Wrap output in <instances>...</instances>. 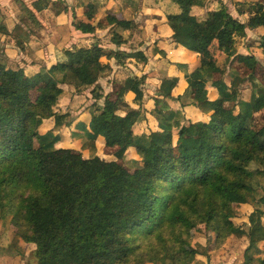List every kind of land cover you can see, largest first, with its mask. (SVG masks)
Returning <instances> with one entry per match:
<instances>
[{"label":"trees","instance_id":"trees-1","mask_svg":"<svg viewBox=\"0 0 264 264\" xmlns=\"http://www.w3.org/2000/svg\"><path fill=\"white\" fill-rule=\"evenodd\" d=\"M49 2L35 0L32 7L41 11ZM172 2L179 8L167 15L172 39L198 57L195 70L184 74L188 96L173 95L176 78L161 79L151 110L158 130L147 135L133 129L140 109L121 108L127 92L134 93L140 107L141 78H126L114 98L106 96L102 105L92 104L95 112L85 137L114 149L116 159L84 156L55 145L72 122L69 112L53 108L63 94L60 85L68 79L85 84L97 80L105 71L101 47L66 50V61L30 76L0 61V217L9 216L13 227L33 236L37 264H194L207 247L192 246L189 231L201 223L217 242L242 231L251 246L264 240V209L255 207L248 215L247 231L234 223L235 206L254 200L249 164H264V138L252 130L253 113L264 107V90L255 89L249 100L239 101L234 113V105L226 103L236 98V91L214 78L221 69L209 49L215 41L227 59L236 55L235 39L245 36L247 29L264 27V1L236 3L237 13L248 15L245 22L224 6L198 21L191 9L204 0ZM20 4L22 12L36 20ZM106 19L130 27L129 20L114 15ZM72 25L83 33L95 29L80 20ZM114 42L120 44L119 36ZM259 45L264 53V35ZM106 54L118 61L121 57L146 61L142 51ZM0 56L3 60L2 52ZM237 59L250 69L258 62L253 55ZM208 81L217 90L214 100L207 97ZM93 98L101 94L94 90ZM167 100L180 101V107L193 105L208 118L185 120ZM51 117L62 138L43 130L42 120ZM126 154L140 162L133 171L118 161ZM258 201L264 205V194ZM245 263L264 264V258L246 256Z\"/></svg>","mask_w":264,"mask_h":264},{"label":"rangeland","instance_id":"rangeland-1","mask_svg":"<svg viewBox=\"0 0 264 264\" xmlns=\"http://www.w3.org/2000/svg\"><path fill=\"white\" fill-rule=\"evenodd\" d=\"M33 1L35 0H0V13L7 7L13 8L20 13L17 16L20 20L11 33L6 32V34L0 30V37L4 34L6 36L5 39L13 40L15 46L22 49L24 53L26 51L29 52L30 46L27 44L29 38L33 42H41L38 36L43 38L46 45L42 44L39 48V55L36 56L38 59L32 58V62L36 63L37 67L43 65L47 68L57 62L66 61L64 53L66 50L89 48L93 45H98L105 52V55L100 57L101 64L105 66L104 73L97 80L89 84L79 83V81L78 83H74L69 79L66 83L61 84L63 94L55 102L53 106L54 110L57 112H69L70 117L67 119L71 120L74 118V114L71 112L73 110L91 109V112H95V108L91 107L92 104L102 105L106 96L114 98L118 86L123 84L126 78L136 76L141 78L142 81L143 97L140 107L134 99V93L127 92L123 96L124 106H121V108L122 110H127V108L140 109L142 115L139 116L133 127L136 133L147 135L152 131H157L158 122L151 110L154 107L152 100L154 97H158L156 91L161 79L164 77L160 75L163 69L158 70L157 68L155 71V65L152 63L151 67L153 69L151 70V67L145 66L146 61L131 57H121L122 61H118L113 56L107 55L106 52L119 50L126 53H134L141 49L142 51L145 50L152 60L156 57L164 59L163 64L175 65L172 62L175 59L171 52L174 40L171 36L172 31L167 23V15L177 13L179 11L178 6L172 0H50L48 7L38 14L36 20H33L29 18L26 11L25 13L22 12L23 8L20 4L23 3L27 8H30ZM255 1L264 0H204L202 6L192 7L191 14L198 21H202L210 11L224 6L230 14L245 22L248 15H239L236 10V3ZM88 12H91V17H88ZM8 13H5L2 17H6ZM107 15H114L118 19L129 20L130 28L109 24L106 19ZM76 20L91 23L95 26L94 31L92 33L76 32V29L72 25ZM32 34L36 37H31ZM262 35H264V27L247 29L245 36L235 39L236 55L229 59L218 48L215 41L209 47L212 58L221 69V74L215 73L214 78L221 79L227 83L229 91L231 88L236 91V98L226 103L231 107L234 105V113L238 112L239 105L237 103L239 101L249 100L255 89L256 91L260 90V88L264 90V53L263 48L259 45ZM118 36L120 44L114 42V38ZM145 42L149 43V45L145 44ZM16 43L20 44V46H17ZM53 45L55 53L53 52ZM81 45H85V47H81ZM174 47L176 48V46ZM1 49L2 46L0 44V53L2 52L3 54ZM237 55H253L257 58L258 62L254 69H250L237 59ZM187 62L190 65L189 69L193 68L194 70L198 66V57L194 55ZM5 66H7V61H5ZM185 68L181 72L187 73L188 65ZM147 70L152 71L153 75L148 72L143 75V71ZM138 72L141 74H138ZM157 74L159 76L155 78L154 75ZM237 77L241 80H237ZM209 83L211 81L206 83L207 86ZM94 90L101 94V98L96 100L93 98ZM185 90V88L178 87V85L174 89L179 96L183 95V93L185 94ZM210 91L208 92L207 90L208 98L211 97ZM32 96L34 97L35 93ZM185 96L187 97L188 94H185ZM148 99L151 102L147 101ZM183 100L189 101L188 98H183ZM167 102L171 109L180 111L185 120L195 121L208 118V113L204 114L198 108L196 110L193 109L196 108L193 105L180 107V101L167 100ZM194 111H197V113ZM51 118L53 121V117ZM47 120L49 121V119ZM42 123L45 124V121L41 122V126ZM177 128L178 126L175 124L174 131ZM51 130L57 131L56 133H59V135L62 132L60 128L53 127ZM252 130H259L256 137L264 138V107L253 113ZM60 136L62 138V135ZM63 136L64 138L56 144L75 147V149L77 148L76 150L80 149L78 151L84 156L86 154H97L106 159H116L113 152L114 149L107 148L100 142L95 143L86 137H79V135L76 136L74 134L70 135L69 132ZM91 145L94 146L93 151H91ZM118 161L130 171H133L140 165L134 154H126ZM248 168L253 173L254 200L246 203L247 205H244V207L241 204L236 205L234 218L235 225L244 231L248 229V215L252 210L255 207L264 209V205L258 201L264 194V164L252 162ZM245 218H247V221ZM209 232L210 229H207L203 223L191 229L189 234L192 246L196 248L202 247L200 239H197V237H205L210 241L208 238ZM210 233L213 232L211 231ZM213 235L215 234L213 233ZM33 240V236L27 231L17 229L16 226L13 227L9 216L0 217V264H37L36 257L33 254L35 248Z\"/></svg>","mask_w":264,"mask_h":264},{"label":"crops","instance_id":"crops-1","mask_svg":"<svg viewBox=\"0 0 264 264\" xmlns=\"http://www.w3.org/2000/svg\"><path fill=\"white\" fill-rule=\"evenodd\" d=\"M28 9L34 14L35 18L38 16V14L40 12H42V10L36 11L33 7H30V8L28 7ZM7 12H9L8 15H6V17L3 18L2 15H4ZM19 15H20L19 11H16L13 8L12 9L10 7L4 8L0 13V24H1L0 27L2 26L7 33H11V31L14 29V27L18 24V22L20 20L17 17ZM120 20H122V19H120ZM128 28H130V27H128ZM78 31L79 30H76V32H78ZM84 35H86V34H84ZM5 37L6 36L4 34L0 37V44L2 46L1 51H3V60H0V61L4 64H5V61H7V66H6L7 68H11V69L21 68L27 76H30V75H33V74L37 73L38 71H40V69L42 67H46L43 65L37 67L36 63L32 62V58L35 57V59H38V57H36V56L39 55L38 50L42 46V44L46 45V42L43 38H40L38 36V39L42 43L38 42V41L33 42L29 38L28 39L29 41L27 42V44L30 46L29 52L26 51L24 53V51H22V49H19L18 47L15 46L13 40L5 39ZM31 37H36V36H34V34H32ZM145 44L149 45V43H146V42H145ZM82 46L85 47V45H81V47ZM174 46H176V48ZM54 49L55 48L53 45V52H54ZM171 50L170 51L174 55L173 58L175 59L172 62L175 63V65L174 64H170V65L169 64H163L164 59H158L156 57L154 60H152L150 55H148L145 50L142 51L140 49V51H142L143 54L146 56L145 66L151 67V64L154 63L153 65H155V67H154L155 71L157 70V68H158V70H160L161 68L163 69L162 73L160 74V75L164 76L163 78L174 77L177 79L176 86L178 85V87L186 89L187 83H186L185 78H184V74H186V72H181V70L184 69L187 65H188L187 73H190V71L193 70V68L189 69L190 65L187 62V60L191 57H194V55L196 56V54L192 50L187 49L181 45H178L175 42L172 43ZM26 55H28L30 57H28ZM176 63L178 65V67H177ZM45 64L48 66L47 63H45ZM179 66H182V67H179ZM150 69L152 70L153 68L151 67ZM147 72L152 74V71L147 70V71H143V75ZM163 73H164V75H163ZM138 74H141V73L138 72ZM138 74H137V76H139ZM158 76H159L158 74L154 75L155 78ZM158 85H159V83H158ZM206 89L208 90V92L211 90L209 93L211 96L210 98H208L209 100H214L218 96L217 90L215 89V87H213L211 85V83H209L208 86L206 84ZM173 95H175V97L178 96L176 91H174ZM129 97H130V95H129ZM154 98H157V97H154ZM147 101L151 102V100H149V99ZM152 103H154V100H152ZM187 103H188V101H187ZM186 107H188V106H186ZM193 109L196 110L197 108H193ZM71 112L74 114V116H73L74 118H73L69 128L65 129L66 130L65 133L69 132L70 135L74 134L76 136L79 135V137H81V136L85 137L86 130L88 129L87 124H88L89 118L91 116L90 109L89 110L88 109H81L78 111L73 110ZM194 112L197 113V111H194ZM47 119H49V121ZM47 119L42 120L43 122L45 121V124L42 123V128H44V130L47 129L45 131H52L55 134L57 131L51 130L53 128V125H54L52 118L51 119L47 118ZM97 142H99V141H97ZM55 145L57 147L62 146V147L75 149V147L67 146L64 144L63 145L55 144ZM78 150H80V149H78ZM86 155L88 156V154H86ZM244 205L246 206L247 204L246 203L241 204V206H243V207H244ZM249 212H250V210H249ZM245 219L247 221V218H245ZM263 221H264V219H263ZM208 238L210 241H208L205 237L204 238L203 237H197V239H200V244L202 245V247H207V249H205L204 252H200L199 254L196 255V259H195L194 264H247V263H245V257L246 256L252 257L254 259L255 258H264V240L257 242L255 244V246H251L249 244V239H248L247 234L244 233L243 231L240 233L231 234L229 237H227L224 241H221V242L215 241L213 233H209Z\"/></svg>","mask_w":264,"mask_h":264}]
</instances>
